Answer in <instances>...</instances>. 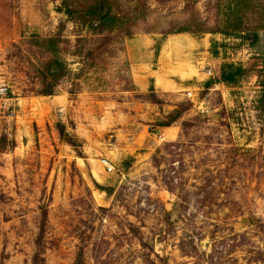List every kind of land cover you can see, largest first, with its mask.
Masks as SVG:
<instances>
[{
    "label": "rangeland",
    "instance_id": "rangeland-1",
    "mask_svg": "<svg viewBox=\"0 0 264 264\" xmlns=\"http://www.w3.org/2000/svg\"><path fill=\"white\" fill-rule=\"evenodd\" d=\"M0 85V264H264V0H0Z\"/></svg>",
    "mask_w": 264,
    "mask_h": 264
},
{
    "label": "crops",
    "instance_id": "crops-1",
    "mask_svg": "<svg viewBox=\"0 0 264 264\" xmlns=\"http://www.w3.org/2000/svg\"><path fill=\"white\" fill-rule=\"evenodd\" d=\"M136 71H139V72H136V74H132V83L136 87V90L138 91L142 92L149 88L150 78L153 79V84H157L158 82L160 85L161 84L163 85L161 86L160 89L167 88V90H171L172 88H177L176 84H174L171 80H163L162 78H158L160 77V75L157 76L158 74L156 71L148 70L144 64L139 65ZM191 77L192 76L190 75L189 78Z\"/></svg>",
    "mask_w": 264,
    "mask_h": 264
},
{
    "label": "trees",
    "instance_id": "trees-1",
    "mask_svg": "<svg viewBox=\"0 0 264 264\" xmlns=\"http://www.w3.org/2000/svg\"><path fill=\"white\" fill-rule=\"evenodd\" d=\"M151 91H152V89H151ZM152 94V93H151ZM154 98V97H153ZM153 100V99H152ZM153 102H155V100L153 101ZM187 107V108H186ZM189 107H190V105L189 106H182L181 107V109L180 110H178V111H174L172 114H170L169 116H168V120L167 121H163L162 123H160L158 126L159 127H163V128H167V127H169L170 126V124L172 123V122H174V121H176L177 119H179L180 118V114H181V111L183 110V112H185V111H187L188 109H189ZM58 132H59V135H60V137L61 138H64L65 139V141L67 142V143H69V144H71L70 143V139H68L67 138V136L65 135V131H64V129L61 127V126H58ZM162 264H167L166 263V261L163 259H161V260H159Z\"/></svg>",
    "mask_w": 264,
    "mask_h": 264
},
{
    "label": "built area",
    "instance_id": "built-area-1",
    "mask_svg": "<svg viewBox=\"0 0 264 264\" xmlns=\"http://www.w3.org/2000/svg\"><path fill=\"white\" fill-rule=\"evenodd\" d=\"M5 94H6L5 87H3L2 85H0V99H1V97L5 96ZM102 163H104L107 166L106 162H102ZM107 169L110 170L109 167H107Z\"/></svg>",
    "mask_w": 264,
    "mask_h": 264
}]
</instances>
